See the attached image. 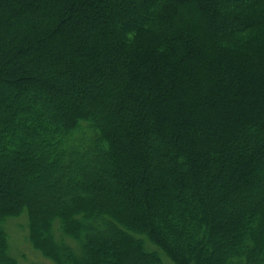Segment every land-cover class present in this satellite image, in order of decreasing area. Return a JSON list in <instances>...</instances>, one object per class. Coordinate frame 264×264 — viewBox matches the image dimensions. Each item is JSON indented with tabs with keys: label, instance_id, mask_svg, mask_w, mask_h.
I'll use <instances>...</instances> for the list:
<instances>
[{
	"label": "trees",
	"instance_id": "obj_1",
	"mask_svg": "<svg viewBox=\"0 0 264 264\" xmlns=\"http://www.w3.org/2000/svg\"><path fill=\"white\" fill-rule=\"evenodd\" d=\"M23 216L53 264H264V0H0V264Z\"/></svg>",
	"mask_w": 264,
	"mask_h": 264
},
{
	"label": "rangeland",
	"instance_id": "obj_2",
	"mask_svg": "<svg viewBox=\"0 0 264 264\" xmlns=\"http://www.w3.org/2000/svg\"><path fill=\"white\" fill-rule=\"evenodd\" d=\"M25 224L26 218L23 216L8 220L4 226L9 234L11 255L18 260L19 264H53L27 241L28 230H26ZM163 258H165L164 264H174L165 256Z\"/></svg>",
	"mask_w": 264,
	"mask_h": 264
}]
</instances>
